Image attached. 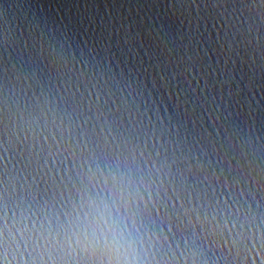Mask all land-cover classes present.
Here are the masks:
<instances>
[{
    "label": "water",
    "instance_id": "95a60500",
    "mask_svg": "<svg viewBox=\"0 0 264 264\" xmlns=\"http://www.w3.org/2000/svg\"><path fill=\"white\" fill-rule=\"evenodd\" d=\"M0 264H264L262 0H0Z\"/></svg>",
    "mask_w": 264,
    "mask_h": 264
}]
</instances>
